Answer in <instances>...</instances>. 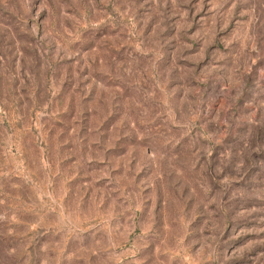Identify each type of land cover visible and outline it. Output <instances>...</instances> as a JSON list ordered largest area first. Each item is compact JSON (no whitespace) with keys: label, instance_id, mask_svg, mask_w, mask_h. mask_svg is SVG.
<instances>
[{"label":"rangeland","instance_id":"rangeland-1","mask_svg":"<svg viewBox=\"0 0 264 264\" xmlns=\"http://www.w3.org/2000/svg\"><path fill=\"white\" fill-rule=\"evenodd\" d=\"M0 264H264V0H0Z\"/></svg>","mask_w":264,"mask_h":264}]
</instances>
